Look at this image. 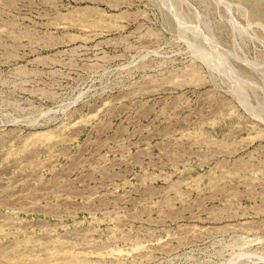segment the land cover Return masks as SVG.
<instances>
[{
    "label": "rangeland",
    "instance_id": "rangeland-1",
    "mask_svg": "<svg viewBox=\"0 0 264 264\" xmlns=\"http://www.w3.org/2000/svg\"><path fill=\"white\" fill-rule=\"evenodd\" d=\"M0 264H264V0H0Z\"/></svg>",
    "mask_w": 264,
    "mask_h": 264
}]
</instances>
